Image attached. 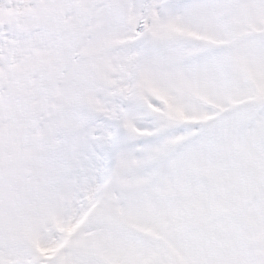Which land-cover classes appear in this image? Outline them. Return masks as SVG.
Listing matches in <instances>:
<instances>
[{"label":"snow or ice","instance_id":"obj_1","mask_svg":"<svg viewBox=\"0 0 264 264\" xmlns=\"http://www.w3.org/2000/svg\"><path fill=\"white\" fill-rule=\"evenodd\" d=\"M0 264H264V0H0Z\"/></svg>","mask_w":264,"mask_h":264}]
</instances>
